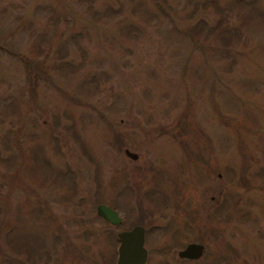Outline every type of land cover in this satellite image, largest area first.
I'll use <instances>...</instances> for the list:
<instances>
[{
    "label": "rangeland",
    "instance_id": "rangeland-1",
    "mask_svg": "<svg viewBox=\"0 0 264 264\" xmlns=\"http://www.w3.org/2000/svg\"><path fill=\"white\" fill-rule=\"evenodd\" d=\"M134 225L145 264H264V0H0V264Z\"/></svg>",
    "mask_w": 264,
    "mask_h": 264
},
{
    "label": "water",
    "instance_id": "water-1",
    "mask_svg": "<svg viewBox=\"0 0 264 264\" xmlns=\"http://www.w3.org/2000/svg\"><path fill=\"white\" fill-rule=\"evenodd\" d=\"M124 154L135 159L136 154L124 149ZM96 214L110 225L120 224L121 215L106 204L96 205ZM117 247L115 264H144L146 261V249L144 244V228L134 225L129 229L116 232ZM203 245L200 243L189 242L182 249L177 251V257L186 259H198L203 252Z\"/></svg>",
    "mask_w": 264,
    "mask_h": 264
},
{
    "label": "flooded vegetation",
    "instance_id": "flooded-vegetation-1",
    "mask_svg": "<svg viewBox=\"0 0 264 264\" xmlns=\"http://www.w3.org/2000/svg\"><path fill=\"white\" fill-rule=\"evenodd\" d=\"M121 222H122V220H121ZM121 222H120V223H121ZM117 225H119V224H117ZM117 225H115V226H117ZM140 226H142V225H140ZM142 227L144 228V236H145V231H146V229H145L144 226H142ZM130 228H131V227H130ZM124 230H126V229H124ZM186 244H187V243H186ZM186 244H185V245H186ZM185 245H184V246H185ZM143 246H144V244H143ZM184 246H183V247H184ZM183 247H182V248H183ZM145 249H146V248H145ZM146 253H147V250H146ZM147 256H148V253L146 254V261H147ZM180 259H182V260H188V261H189V260H193V259H186V258H180ZM195 260H197V259H195ZM146 261H145V263H146ZM145 263H144V264H145Z\"/></svg>",
    "mask_w": 264,
    "mask_h": 264
},
{
    "label": "trees",
    "instance_id": "trees-1",
    "mask_svg": "<svg viewBox=\"0 0 264 264\" xmlns=\"http://www.w3.org/2000/svg\"><path fill=\"white\" fill-rule=\"evenodd\" d=\"M219 21H220V20H219ZM219 21H218V22H219ZM222 39H223V43L225 44V43L227 42V41H226V40H227V37H222L221 40H222ZM31 69H33V68H31ZM31 75H32L31 72L28 73V79H29V80H32ZM115 240H116V239H115ZM112 261H113V260H112Z\"/></svg>",
    "mask_w": 264,
    "mask_h": 264
}]
</instances>
